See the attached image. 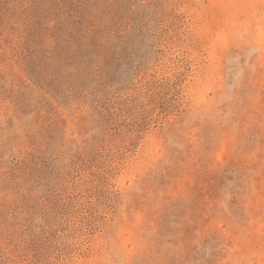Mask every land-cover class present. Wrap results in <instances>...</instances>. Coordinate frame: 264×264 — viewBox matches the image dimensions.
<instances>
[{"label":"rangeland","instance_id":"obj_1","mask_svg":"<svg viewBox=\"0 0 264 264\" xmlns=\"http://www.w3.org/2000/svg\"><path fill=\"white\" fill-rule=\"evenodd\" d=\"M0 264H264V0H0Z\"/></svg>","mask_w":264,"mask_h":264}]
</instances>
